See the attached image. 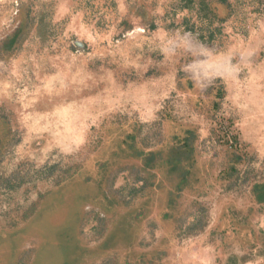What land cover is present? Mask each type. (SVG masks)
Masks as SVG:
<instances>
[{"label":"rangeland","instance_id":"1","mask_svg":"<svg viewBox=\"0 0 264 264\" xmlns=\"http://www.w3.org/2000/svg\"><path fill=\"white\" fill-rule=\"evenodd\" d=\"M0 0V264H213L264 232V0Z\"/></svg>","mask_w":264,"mask_h":264},{"label":"flooded vegetation","instance_id":"2","mask_svg":"<svg viewBox=\"0 0 264 264\" xmlns=\"http://www.w3.org/2000/svg\"><path fill=\"white\" fill-rule=\"evenodd\" d=\"M209 239L213 264H264V232L249 225L243 211L223 210Z\"/></svg>","mask_w":264,"mask_h":264},{"label":"trees","instance_id":"3","mask_svg":"<svg viewBox=\"0 0 264 264\" xmlns=\"http://www.w3.org/2000/svg\"><path fill=\"white\" fill-rule=\"evenodd\" d=\"M176 8L187 11L189 17L183 19L184 30L196 34L203 42L213 43L222 35L221 23L224 19H218L210 7L209 0H177ZM219 3L230 6L227 0H219Z\"/></svg>","mask_w":264,"mask_h":264},{"label":"crops","instance_id":"4","mask_svg":"<svg viewBox=\"0 0 264 264\" xmlns=\"http://www.w3.org/2000/svg\"><path fill=\"white\" fill-rule=\"evenodd\" d=\"M248 223H249V225H251V226H254V225L252 224V222H251V219H250V218H248Z\"/></svg>","mask_w":264,"mask_h":264}]
</instances>
